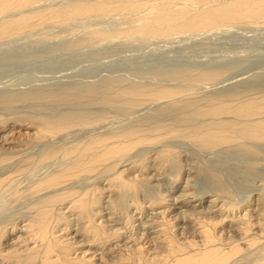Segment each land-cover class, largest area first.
<instances>
[{"label":"rangeland","instance_id":"rangeland-1","mask_svg":"<svg viewBox=\"0 0 264 264\" xmlns=\"http://www.w3.org/2000/svg\"><path fill=\"white\" fill-rule=\"evenodd\" d=\"M30 1L27 4L24 3V6L22 4L19 5L20 7L14 5L13 8L10 6L7 10L5 9L6 11L3 10L4 13H0V22L10 20L14 16V18L19 16L30 17L35 12L44 13L47 16L50 11L49 8L53 10L54 8L66 7L69 4H83L84 2L90 3L97 0ZM182 4L180 3L177 8L184 7V4H186V7L189 5L190 9L188 11L191 14L208 5H204L202 1L191 2L192 5L190 2ZM143 10V12H136L138 14L134 12L128 14L110 12L102 17L98 15L75 16L68 20H51L45 17L46 20L44 19L43 23H38L39 25L35 23L36 25L33 24L34 27L29 25L30 27L16 31L17 33L13 32L8 37H3V39L0 37V158L8 157L17 148H24L27 151L25 155H30V158L28 157V167L19 177L18 183L15 180L10 181L0 189V221H17L19 223L20 218L33 214L32 211L37 201L34 203L32 201L34 196L27 195L31 185L51 172L58 171L62 167L61 164L68 161L65 158H63V161L59 159L60 154L58 156L57 153L53 157L40 158L48 150L56 151L58 148L60 150L62 146L67 149L81 143V141L83 142L92 135L97 136L104 132L125 129L126 127L132 128L135 124L141 125L140 127L147 126L150 123H155L154 121L157 122L158 120L159 122L160 119L165 117L168 118L166 121L170 119L177 120L182 117L183 107L186 108L184 110L187 112L192 108V101L203 102L205 97L234 94L236 90H249V92L252 90L253 93H258L259 97L264 95V20L221 21L213 27H203L190 31L173 29L165 35L142 36L141 34H131L125 36L126 38L118 36L119 38L112 37L98 41L90 37L91 40H89V36L93 31L101 30L100 32L106 31L107 34H111L119 33L120 30L122 32L127 31L136 24H138V27L139 23L142 22L140 19H147L152 15L150 10ZM26 14L27 16H25ZM57 20H60V22ZM15 53L21 55V61L23 62L21 64L5 65V61L15 58ZM203 73L217 74V76L214 79L204 78L207 81L203 78L198 82L193 81L194 75H202ZM189 75H191L192 81L189 79ZM183 77H186V79L188 77L187 82H189L183 81L185 79ZM180 79L181 81H179ZM180 83L184 85L187 83V86L183 85V87L190 88V90H187L190 93L185 94L184 100L173 104H168L166 100L162 99L164 102L162 100H148L149 102L145 101L142 105H130V107L129 104L126 105L123 101L121 103L120 96L115 97L114 94H111V103L107 102L109 99L106 101L100 99L103 98L102 96L107 93L110 87L115 90L133 84L138 87L143 85L144 88L156 86L165 88L178 86L183 88ZM83 87L86 89L88 87L85 94L93 89L95 90L96 87L98 93L101 91V95L97 93L99 96L96 95L94 98L86 97L82 93L85 92ZM67 94L68 96L69 94L71 96L83 94L85 97L79 100L83 101L80 102L81 104H76L78 102L72 101L71 98L69 100ZM107 94H110L109 91ZM188 98L189 100H187ZM178 110L181 111L178 112ZM42 118L69 120L70 122L73 121L72 123L76 121L78 124L80 122L92 124L84 127L77 126L73 130H68L67 133L70 132L69 134L64 133L57 136L42 137L41 139L34 138L30 134L34 132ZM146 121L148 123L143 124ZM262 147L257 146L256 149L257 152L264 155V147ZM221 148L223 147L209 151L185 138H160L156 141L143 143L124 153L119 157V160L116 159L117 161L113 163L115 165L110 168L111 170L106 171L104 166H99L87 175L82 173L73 176L71 180H74L69 186L74 193H78L77 191L87 192L85 197L88 200L90 199V211L100 210L102 214L105 213L103 214L105 217L106 212L110 213V218L115 221V224L111 221H108L107 224H113L116 228H120L117 239H112L116 240L117 245L120 244V246L127 240L126 235H131V227L135 230L136 235L143 230V232H148L155 229L157 223L162 222V220L157 221L158 219L154 217L157 216L155 213L166 207V201L162 198L169 193L178 194L183 189L185 181L191 186L188 187V191L194 194L200 190L209 191L211 189L215 192L221 190L222 193L229 195L226 203L229 204L231 201V204L236 203L238 208L233 211L235 215L241 214L247 206L246 204H250L247 206L249 208L248 213H252L253 208V213L262 209L264 213V184L260 181V178L264 177V156L261 161V158L256 159V157L250 156L253 154L244 151L243 156L248 155L246 157L248 161L254 158L245 165L248 167L244 166L245 168L239 169L241 167L234 166L232 170H226L227 163L235 162L234 157L239 154L227 152V150H224L225 148ZM165 151L169 153H165ZM158 155H161V157ZM16 161L13 157L8 163L10 162L9 165H11ZM254 161L256 164H253ZM8 163L5 160L0 161V171ZM130 163L133 164L132 168H129ZM121 169H123L122 173H118ZM138 172L139 176L136 181L131 179L134 183L123 182L127 175ZM151 174L155 179L151 178ZM141 176L142 179L139 178ZM105 182L112 185L113 188L110 191H105ZM26 187L28 188L27 191L25 190ZM95 187L98 190L97 188L95 190ZM248 188H254V192L245 191L249 190ZM42 192L44 194H41ZM39 193V195L44 196L51 193V190H43ZM197 197L191 198L189 204L190 202L193 204L198 199ZM209 197V194L203 195L200 207L204 209L207 206ZM243 198L245 201H242ZM66 201L67 199H63V203H60V206L58 204L57 207H55L57 202L52 203L50 225L53 227L52 230L59 234L57 238H64L66 245L70 246V252L75 249V253H72V255L75 254L78 257L81 255L80 261H82L85 256V253H83L84 256L82 255V251L89 247L86 241V235L88 234H85L84 229L81 230L80 225L76 224L78 223L76 220L59 218V216L72 213V211H65V207L68 205L65 203ZM238 202L239 206L237 205ZM77 205L78 202H75L76 207ZM59 207L62 209L60 210L62 214L58 213L59 215H57L55 212L60 211H56L55 208ZM186 207L189 208L188 205ZM164 212V214L168 213ZM102 214H93L91 219L97 220L99 216H103ZM73 215L71 214L69 218ZM16 216L20 217L17 218ZM87 220L88 218H86ZM169 222L173 223L175 221L169 220ZM21 223H23V220ZM177 223H179L178 225L181 224V222ZM75 226L76 229L79 227L77 230L82 231V235L81 233L75 234L76 229H72ZM135 234L132 235L136 236ZM74 239L81 240V245L78 242L79 245L74 247L75 243H71ZM69 241L71 242L69 243ZM114 243L105 244L102 247L103 249L100 248L105 252V255L103 254L105 258L112 251L108 250L111 248L109 245L113 246ZM55 249H57V252L54 251L52 254L58 253L60 250L58 247ZM116 249L119 248L116 247L114 250ZM112 253L116 254L115 251H112ZM247 260H250L249 256L242 259L239 264H249ZM36 261L32 264H38V260ZM82 262L84 264L86 260ZM123 262H116L115 264H130ZM94 263H98V261L91 262V264Z\"/></svg>","mask_w":264,"mask_h":264},{"label":"bare ground","instance_id":"bare-ground-1","mask_svg":"<svg viewBox=\"0 0 264 264\" xmlns=\"http://www.w3.org/2000/svg\"><path fill=\"white\" fill-rule=\"evenodd\" d=\"M29 1L30 0H0V13H4L2 11H6L10 6H12V8L14 5H18L17 7H20V4H27V2ZM201 1L204 2V5H208L204 8H199V10L197 9L198 11H196V13L194 14L189 13V5H187L188 8L185 6L186 4H184V7L177 8L180 3L182 4L190 2L191 4V2ZM263 1L264 0H97L90 3L84 2L83 4H69L66 7L57 9L54 8L53 10L49 8L50 11L49 13H47V16L44 15V13L42 14L40 12H35L34 10L35 13L31 14L30 17H28L27 14L25 15L28 18H24L23 16H19L20 18H14V16L11 17L14 19L10 18V20L6 18L7 20L0 22V37H2L3 39V37H8L9 34H13V32L15 33L16 31L24 29L29 25L33 26V24L35 23L40 24V22L46 20L45 17H48L51 20H68L69 18L75 16L80 17L98 15L102 17L110 12H118L121 14L134 12L135 14H138L136 12H143V9L150 10L152 12V15L150 14L151 17L147 19H140L142 22L139 23L138 21V23L140 24L138 27V24H136L135 26L133 25V28H128L129 30L125 28L127 31L122 32L120 30L119 33L115 31L116 33L111 34H107L106 31L100 32L101 30L93 31L90 36L88 35L89 40H91L90 37L99 41L118 36H130L131 34H141L142 36L165 35L171 32L173 29L190 31L203 27H213L218 25L221 21H245V19L262 21L264 20ZM60 20L57 21L60 22ZM14 56L15 58L5 61V65H11L15 63L21 64L23 62L21 61V55L19 53H15ZM195 75L192 79L193 81L195 80L197 82L202 78L203 80H206L204 78L214 79V77L217 76V74L211 73H203L202 75L197 76ZM190 76L191 75H189V79H191ZM183 78L185 79L182 80H186L187 82L188 77L187 79L186 77ZM179 81H181V79ZM187 83H185V85L182 83L180 84H182L181 86L183 87V85L187 86ZM142 86L139 85L138 87L131 84L128 87H119V89L115 90L111 89L110 87L108 89L110 94L108 95L107 91V93L102 96L103 98L100 99L101 101H106L107 99H109L107 100V102L109 101V103H111V94H114L115 97L120 96L121 103L123 101L126 105L129 104V106H138L139 104L142 105L145 103V101L148 100L159 101L162 99L166 100L168 104H173L174 102L177 103L181 100H184L185 98L183 97L187 92H189L187 90H190V88H179L178 86L166 88L156 86L152 87L153 89L147 87L144 88V86ZM84 88L85 87H83V89ZM87 89L85 88V92H82L86 97L94 98V96L98 95L101 92L100 91L98 93V88L95 87V90L93 89L89 91L88 94H85ZM236 92L237 94L235 95ZM236 92H234V94L231 93L214 97H205L203 102L199 101L200 103L192 101V108L186 112V110H184L186 108L183 107V110H180L182 112V117L177 120L170 119L171 121H166V119L168 118H166L164 115L165 118H162H164L165 120L160 119L159 122L158 120L157 122L153 120L155 123H150L147 126L143 125L145 123H148L147 121L144 123L142 122L143 124H141L144 127H140L141 125H136L134 123L135 126H133L132 128L124 127L125 129L122 128L115 131H108L104 133L102 132L103 134L101 135H92L93 137H88L83 142L81 141V143L75 144L72 147H68L67 149L63 148L62 146V149L60 150H58L59 148L56 151L48 150L47 153L41 155L40 158H45L48 156L53 157L57 153L58 156L60 154L59 159H62L63 161V158H65L68 161L65 163L63 162V164H61L62 167L58 171L53 173L51 172L43 179L38 180V178V181L34 182V184L31 185L30 191H28L27 195L34 196L32 201L34 203L37 201V204H35L34 210H31L33 212L32 215L30 214V212V215L28 217L20 218L21 221L23 220V223H21V221H18L19 223H17V221H0V264H32L34 262H37L36 260H38V264H83V260H86L84 264H91V262L93 263L94 261H98V263L94 264H115L116 262L122 263L123 261L130 264H239L242 259H246L247 256L250 257V260H247L249 264H264L263 209L260 211L258 210L257 212L254 211L253 213V208L252 213H248L247 211L249 208L247 206H249L250 204H246L247 206L243 209L241 214L235 215L233 214V211L238 208L236 206V203L231 204V201V203L227 204L226 199L229 198V195L222 193L221 190V192L218 190L217 192H215L211 189L209 191L200 190L199 192L194 194L193 192L188 191V187L191 186L187 183V181H185V184L182 187L183 189L180 190L178 194L174 195L173 193H169L168 195H165L164 198H162L166 201V207L164 209H160L156 213L153 212L157 214V216H154L156 219H158L157 221L162 220V222L157 223V227L155 229L148 232H143V230L142 232H138V235L135 234V230H133V227H131V235H126L127 240H122L124 241V243L120 246V244L117 245L116 240H112L117 239L120 228H116L113 225L115 224V221L110 218V213L106 212L105 217V215H103L105 213L102 214V211L100 210L90 211V199L88 200L85 197L87 192L77 191L78 193H74L69 186L70 183H72V181L74 180H71L73 176L82 173L87 175L88 173L95 171L99 166H104V170L108 171L111 167L113 168V165H115L113 163H116V159L119 160V157H121V155L128 152L132 148H135L136 146H139L143 143H148L154 140L156 141L157 139L165 137L185 138L200 145L201 148H205L206 150L208 149L209 151L218 147L219 149L220 147H223L221 149L225 148L224 150H227V152L230 151L234 154H239L234 157L236 160L235 162L233 161L230 164L227 163V165L225 166L226 170H232L234 166H236L237 168L241 167L239 169L248 167L245 165L250 160L248 161V158H246L248 157V155L245 157L243 156L244 151L253 154L250 156L256 157V159L261 158L262 161L264 155L257 152L258 150L256 149V147H264V95L259 97V94L253 93L252 90L251 92H249V90H236ZM83 94L72 96L70 94L68 96L67 94V96L69 100L71 98L72 101L74 100L78 102L76 104H81L80 102L83 101L79 100L85 97ZM187 100H189V98ZM261 101L262 103H260ZM76 104L75 106H77ZM180 111L178 110V112ZM97 116L99 117V115ZM72 122L73 121L70 122L69 120L62 121L53 120V118H42L35 128L34 132H32L30 135L34 138L41 139L42 137H49L54 135L57 136L67 133L68 130H73L77 126L84 127L86 125L88 126L92 124L87 122H85L86 124H84L83 122H80V124L76 123V121L74 123ZM65 147L67 146L65 145ZM246 152L245 154H247ZM25 153H27V151L24 148H17L15 149V152H12L10 155H8V157L0 158V161L3 162L5 160L7 161V163L8 161H11L13 157L17 160L11 165H9V162L8 165L2 171H0V189L5 187L10 181L15 180V182L18 183L19 177L22 173H24L23 171H25L26 167H28V159L30 158V155L27 156L28 154L25 155ZM165 153L169 152L165 151ZM258 153L260 154L259 157ZM158 156L161 157V155ZM255 161L253 164H256ZM131 166H133V164H131L129 168H132ZM122 171L123 169H121L118 173H122ZM152 175L153 174H151V178L155 179ZM138 176L139 172L130 173L124 179H122L123 182H129L130 184L131 182L134 183L133 181H131V179L136 181ZM139 178L142 179V176ZM260 181H262V183L264 184V177L260 178ZM107 183L108 182L104 183L106 185L105 191H110L113 187L112 185H109ZM96 188L97 187H95V190ZM27 189L28 188L26 187L25 190L27 191ZM248 189L249 190L245 191L254 192V188ZM43 190H51V193L45 194V197L43 195H39V192ZM41 194H44V192H42ZM204 194H209L210 197L207 200L209 201L207 206L203 209L200 206ZM72 195H74V197H72ZM196 196H198V199L196 198L197 200L194 201L193 204L191 202L189 204L190 199ZM63 199H67L65 203L68 204L65 207V211H72V213L63 215L61 217L59 216V218H63L65 220L72 218L73 220H76L78 222L76 224L80 225L79 227L81 228V230L84 229L85 234H88L86 235L87 237L85 235L84 236L87 238L86 241L87 244H89V247L82 251V255L83 253H85V256L83 255L84 258L82 261H80L81 255H79V257L78 255L75 256V254L72 255V253H75V249L70 252V246L66 245V243L64 242V238H57L59 234H57L56 231H53V227H51L50 225L52 203L57 202L55 203V207H57L58 204L60 206V203H63ZM242 201H245V199L243 198ZM75 202H78V209H76L77 207L75 206ZM238 204L239 202L237 203V205ZM187 205L189 206V208L186 207ZM55 210L60 211L62 209L59 207L57 209L55 208ZM164 211L168 212L169 214H164ZM224 212L227 213L223 214ZM55 213L57 215H59L58 213L62 214L61 211ZM97 213H99L100 215L102 214L103 216H99L97 220L91 219V216ZM71 214L74 215L73 217L69 218ZM86 218H88L87 221ZM169 220L175 222L171 223L169 222ZM108 221H111L113 224H107ZM176 221L181 222V224L178 225L179 223H177ZM185 224L189 225L186 226ZM138 226L140 225L138 224ZM72 229H76V226ZM77 229L76 231L74 230L75 234L81 233L82 235V231L80 232V230ZM132 234H135L136 236H133ZM70 242L71 241H69V243ZM78 242L80 244L81 240L79 241L74 239L71 243H75L74 247H77L79 245ZM112 243H114V245H109V247L111 246V248L108 247V250H112L113 252L115 251L116 254L110 251L111 253H108L107 258H105V252L102 250V247L105 244ZM71 246L73 247V245ZM57 247L60 249L59 252L52 254L57 250L55 249ZM116 247H118L119 249L114 250ZM121 250L124 251L122 252ZM115 258H117V260H115Z\"/></svg>","mask_w":264,"mask_h":264}]
</instances>
